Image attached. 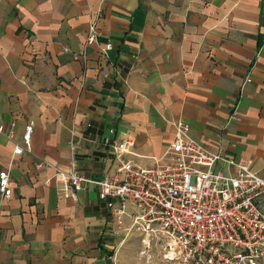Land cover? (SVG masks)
<instances>
[{"label": "crops", "instance_id": "obj_1", "mask_svg": "<svg viewBox=\"0 0 264 264\" xmlns=\"http://www.w3.org/2000/svg\"><path fill=\"white\" fill-rule=\"evenodd\" d=\"M177 121L264 178V0H0V264H123L132 237L96 190L72 199L34 163L101 178L128 138L152 166ZM28 125L30 152L14 155Z\"/></svg>", "mask_w": 264, "mask_h": 264}, {"label": "built area", "instance_id": "obj_2", "mask_svg": "<svg viewBox=\"0 0 264 264\" xmlns=\"http://www.w3.org/2000/svg\"><path fill=\"white\" fill-rule=\"evenodd\" d=\"M96 35L91 23L84 44L91 46ZM111 48L108 42L104 51ZM174 132L152 166L128 158L134 156V141L127 138L109 145L116 163L110 175L93 179L78 173L73 162L64 170L38 157L35 170L52 169L54 180L63 184L61 191L72 199L93 187L116 229L140 238V254L147 261L156 252L166 264H260L264 178L253 171V160L207 150L190 137L184 121L174 123ZM31 133L32 126H26L14 155L30 152ZM69 149L74 153L73 140ZM10 194L9 172L0 171V202Z\"/></svg>", "mask_w": 264, "mask_h": 264}, {"label": "rangeland", "instance_id": "obj_3", "mask_svg": "<svg viewBox=\"0 0 264 264\" xmlns=\"http://www.w3.org/2000/svg\"><path fill=\"white\" fill-rule=\"evenodd\" d=\"M132 237L127 240L125 243L126 248H125V258H124V263L123 264H159L162 263L164 264L161 260L160 257L155 254L153 255L154 259L151 261H147L145 256H141V244H140V238L139 237H134L132 235H129V237ZM176 264V263H175Z\"/></svg>", "mask_w": 264, "mask_h": 264}]
</instances>
